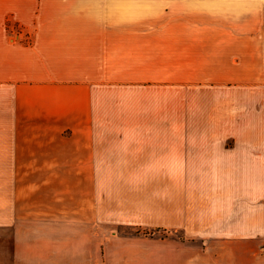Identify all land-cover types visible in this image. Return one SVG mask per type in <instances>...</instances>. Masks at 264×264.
Masks as SVG:
<instances>
[{
  "label": "crops",
  "instance_id": "1",
  "mask_svg": "<svg viewBox=\"0 0 264 264\" xmlns=\"http://www.w3.org/2000/svg\"><path fill=\"white\" fill-rule=\"evenodd\" d=\"M258 86L264 0H0L4 156L45 138L75 175L187 178L154 224L203 246L118 238L106 264H264Z\"/></svg>",
  "mask_w": 264,
  "mask_h": 264
},
{
  "label": "rangeland",
  "instance_id": "2",
  "mask_svg": "<svg viewBox=\"0 0 264 264\" xmlns=\"http://www.w3.org/2000/svg\"><path fill=\"white\" fill-rule=\"evenodd\" d=\"M258 88L264 91V86ZM146 116L168 120L170 113L162 105L159 113ZM4 147L1 158L8 160H0V264H106L108 245L124 237L203 246L183 230L154 224L161 209H169L173 186L185 185V177L75 175V165L84 162L52 159L45 138L43 145L27 143L17 159L9 152L4 156ZM162 164L147 162L146 168Z\"/></svg>",
  "mask_w": 264,
  "mask_h": 264
}]
</instances>
